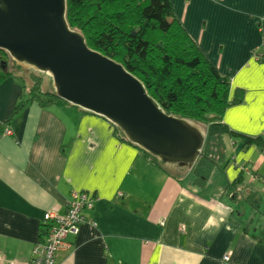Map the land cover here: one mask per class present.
I'll return each mask as SVG.
<instances>
[{"label":"crops","instance_id":"1","mask_svg":"<svg viewBox=\"0 0 264 264\" xmlns=\"http://www.w3.org/2000/svg\"><path fill=\"white\" fill-rule=\"evenodd\" d=\"M170 3L203 56L229 79L231 95L243 91L223 122L264 137V0ZM19 95L15 83L0 84V264H30L47 236L44 215L64 214L72 191L92 195L93 209L55 264H264L263 229L233 206L264 189V156L252 162L264 150L230 142L236 156L199 189L190 171L173 178L121 141L109 121L62 100L23 103L9 121Z\"/></svg>","mask_w":264,"mask_h":264},{"label":"trees","instance_id":"2","mask_svg":"<svg viewBox=\"0 0 264 264\" xmlns=\"http://www.w3.org/2000/svg\"><path fill=\"white\" fill-rule=\"evenodd\" d=\"M64 18L69 29L83 37L87 48L121 65L140 81L164 114L185 121L204 135L194 168L168 167L128 142L114 127L121 141L137 148L166 174L182 180L192 168L194 185L202 189L215 167L224 168L231 161L227 142H240L243 150L251 146L264 150V137L244 135L223 122L225 111L242 101L243 91L231 95L229 79L218 74L185 32L170 0H65ZM8 56L0 50V84L10 76L5 61ZM34 100L41 105L61 101L50 92L33 94L29 102ZM21 107H15L13 116ZM241 172L239 183L243 182Z\"/></svg>","mask_w":264,"mask_h":264},{"label":"water","instance_id":"3","mask_svg":"<svg viewBox=\"0 0 264 264\" xmlns=\"http://www.w3.org/2000/svg\"><path fill=\"white\" fill-rule=\"evenodd\" d=\"M64 15L65 0H0V50L49 74L59 99L103 117L131 144L166 164L193 165L204 135L164 114L140 81L87 48Z\"/></svg>","mask_w":264,"mask_h":264},{"label":"rangeland","instance_id":"4","mask_svg":"<svg viewBox=\"0 0 264 264\" xmlns=\"http://www.w3.org/2000/svg\"><path fill=\"white\" fill-rule=\"evenodd\" d=\"M5 61H6L7 70L10 72V76L5 81L6 82L10 81V82L15 83L20 89V95L18 97L17 103L13 107L9 117H18V114L21 111L22 107L13 116L12 113L15 107L21 104L23 106V103L25 104L28 103L29 99H31L33 94L42 96L46 92L55 93L53 80L49 74L39 72L35 70L34 68L27 66L26 64L18 63L15 60H13L10 56H8L5 59ZM1 71L4 72V69H2ZM40 80L41 82L39 84H35L36 81H40ZM237 139L238 138H235V140ZM237 143L239 144L240 142H237ZM236 147L238 148V146ZM236 147H230L229 142H227L226 149L230 151L229 157L232 158L236 156V152L234 151ZM262 155L264 156V153H260V154L258 153L256 155H253L252 162H255V163L258 162L257 159L261 157ZM194 165L192 166V168H194ZM220 167H222V165H219V167L217 166L212 170V172L209 175V178L207 179V184L211 183L214 180V178L216 177V174L218 173V169ZM192 168L189 171L191 172V179L195 181V177L192 174ZM259 173L264 174V168H261L259 170ZM217 181H218V178L215 179L214 184H216ZM241 186H242L241 188H245L243 183H241ZM246 199L247 201L243 198H240L239 201H237L236 203H233V206H236V211H239L240 214H242L243 212L246 213V217L242 219L246 220L245 222L249 223V225L252 228L257 227L259 229L261 228V231L262 229L264 231V224H263V221H264V189L259 192L258 197L248 195ZM256 202L258 203V207L253 208L252 204H255ZM253 216L255 218H253ZM259 222L261 223L259 224Z\"/></svg>","mask_w":264,"mask_h":264},{"label":"built area","instance_id":"5","mask_svg":"<svg viewBox=\"0 0 264 264\" xmlns=\"http://www.w3.org/2000/svg\"><path fill=\"white\" fill-rule=\"evenodd\" d=\"M3 134L9 136L11 131L6 129ZM93 203L92 195L72 191L64 214L47 212L44 215V220L48 223L47 236L42 243L33 247L30 264H55V254L66 248L67 237L76 234L79 227L86 222L85 214L93 209ZM223 260L228 261V256Z\"/></svg>","mask_w":264,"mask_h":264}]
</instances>
